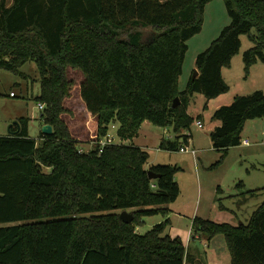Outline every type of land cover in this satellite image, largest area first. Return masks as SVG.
I'll use <instances>...</instances> for the list:
<instances>
[{
    "label": "trees",
    "instance_id": "16d2710c",
    "mask_svg": "<svg viewBox=\"0 0 264 264\" xmlns=\"http://www.w3.org/2000/svg\"><path fill=\"white\" fill-rule=\"evenodd\" d=\"M210 1L0 0V69L22 73L23 65L36 62L41 119L53 127L41 129L38 140L30 118L21 116L18 133L0 135V264H185L184 240L164 234L172 222L168 204L180 194V167L147 166L150 153L124 141L150 121L177 133L161 148L189 143L191 135L182 132L201 119L188 112L191 98L229 90L223 68L240 52L242 35L253 42L243 53L246 72L264 63V0H224L231 21L197 55L199 74L180 89L188 40L201 31ZM143 29L155 32L153 39ZM69 67L83 73L81 97L97 117L98 142L88 151L63 117L71 111L65 104L73 84ZM213 117L220 123L210 132L219 163L241 144L246 121L264 117V90L237 95ZM112 124L122 141L102 146ZM149 170L158 177L150 178ZM129 208H137L132 222L111 212ZM154 214L165 219L139 233L144 217ZM192 228L223 234L231 264H264V200L247 223L195 216Z\"/></svg>",
    "mask_w": 264,
    "mask_h": 264
},
{
    "label": "rangeland",
    "instance_id": "374dc122",
    "mask_svg": "<svg viewBox=\"0 0 264 264\" xmlns=\"http://www.w3.org/2000/svg\"><path fill=\"white\" fill-rule=\"evenodd\" d=\"M230 21L231 17L224 0H211L207 3L201 31L188 40L189 49L179 82L181 90L195 74L197 55L210 46ZM143 31L144 38L151 39L153 31L151 29H143ZM241 39L240 52L233 57L229 67L223 68V76L229 85V90L211 99L203 93H195L189 103L188 112L195 118L200 115L205 125L200 128L195 120L191 129L186 130V133L191 135V145L197 149L196 157L190 152H182L179 149L161 148L163 139H168V135L174 131L171 127L158 126L150 121L145 123L140 137L136 140L150 153L148 162L180 167L175 174V179L180 185V194L176 201L168 204L173 209L168 215L172 222L164 234L183 237L188 251L185 264H215L216 260L210 256V251L217 249L216 247H222L225 257L229 256V259L231 257L223 234L214 237L204 234L205 238L201 240L194 238L195 231L192 226L195 216L215 220L218 219L217 211L227 206L233 210L227 215L228 219L232 218L233 223L234 221L247 223L251 214L264 200V117L246 121L242 140L247 138L249 144H244L241 140L240 145L229 148L224 159L219 163L217 161L221 153L214 148L210 136L211 127L217 121L213 114L219 103L229 104L237 95L249 94L257 89L264 90V63L259 61L251 67L249 73L246 72L243 53L253 45V42L247 35H242ZM20 70L22 73L0 69V135L10 134L9 126L16 120L12 117L16 113H21L19 115L30 118L32 137L39 139L43 110L37 100L41 92L38 66L35 61H29ZM68 75L73 84L71 95L66 99L65 104L70 109L78 110V114L75 116L71 109L63 116L75 132L74 136L79 141L78 146L82 147L80 149L87 151L96 146L97 136L88 139V145L79 139H85L82 136L84 127L88 128L89 138V133L92 131L97 133V125L91 123L83 125V117L79 114L82 107L80 105L83 73L79 69L69 67ZM11 91H14L16 96H12ZM109 135L113 137L114 142L120 141L114 124L110 125ZM131 142L129 140L124 143ZM250 190H256V193H249ZM135 209L137 208H129L127 212ZM122 211L115 209L111 212ZM98 213H108V211ZM164 219L165 216L162 214L145 216L144 223L137 226L138 232L145 233ZM206 241L210 243L209 246H203ZM194 246L201 250L199 254L194 252Z\"/></svg>",
    "mask_w": 264,
    "mask_h": 264
},
{
    "label": "crops",
    "instance_id": "0c3cea01",
    "mask_svg": "<svg viewBox=\"0 0 264 264\" xmlns=\"http://www.w3.org/2000/svg\"><path fill=\"white\" fill-rule=\"evenodd\" d=\"M11 94V93H10ZM16 96V95H15ZM222 103H219L217 106H220ZM80 106H82V107H80V115L83 117V120H82V123H83V125H90V123L92 124V125H97V117L95 116V115H93L92 114V112H90L88 109H87V107H86V105H85V102H84V100L82 99V97H81V105ZM72 110H73V112H74V115L76 116L77 114H78V110L76 111L74 108H71ZM19 114H21V113H16L12 118H16V120L19 118V117H21V116H24V115H19ZM64 115V114H63ZM64 117V116H63ZM201 119H202V117H201ZM146 122H148V121H145V122H143V124H142V126H141V129H140V131H139V134L136 136V137H134L132 140H130V141H132L131 143H133V144H135V145H137V146H140V147H142V148H145L144 147V145H141V144H139V143H137L136 142V140L140 137V135H141V132H142V129H143V126L145 125V123ZM43 123H42V127H43ZM70 125V124H69ZM217 125H220V123H219V121H216L213 125H212V129L215 127V126H217ZM116 126V128H118V124H115L114 125V127ZM71 127V126H70ZM172 128V127H171ZM87 129L88 128H85L84 127V129H83V131H84V135H82L83 137H85V139H79L80 141H85L86 143H87V145L89 144V142L87 141L88 139H92L93 137L92 136H94V135H96L97 136V133H92V132H94V131H92L91 133H89V138H88V132L89 131H87ZM89 129H91V128H89ZM173 129V128H172ZM72 130V129H71ZM29 131H30V125H29ZM174 131V130H173ZM72 133H73V135H75V132L72 130ZM182 133H184V134H187L186 133V131H183ZM30 134H31V132H30ZM32 136V135H31ZM177 136V133L176 132H173L172 134H169L168 135V137H169V139H171V140H173V139H175V137ZM87 137V138H86ZM244 139H247V138H244ZM243 139V140H244ZM38 140H40V137H39V139ZM164 140V139H163ZM243 140H242V142H243ZM120 141H122V140H120ZM120 141H118V142H120ZM129 141V140H128ZM128 141H124V142H128ZM249 141V140H248ZM191 143H192V139H191V137H190V141H189V144L191 145ZM249 144V143H248ZM94 147V146H93ZM80 148H82V147H80ZM91 149H92V147H91ZM88 151V150H87ZM152 164H154V163H152V162H148L147 163V166L148 165H152ZM169 207V209H170V213L169 214H171V212H172V208L170 207V206H168ZM215 209H218V208H215ZM230 211V212H229ZM233 212V210L232 209H230L229 207H227V206H225V208H220L218 211H217V218L218 219H215L216 221H225V222H230V223H233V219L232 218H230V219H228L229 217H227V215H230L231 213ZM209 219V218H208ZM211 220H213V219H211ZM233 224H237V223H235V221H234V223ZM137 231H138V228H137ZM179 236V235H178ZM181 237V236H180ZM182 239H183V237H181ZM194 238L195 239H203V238H205L204 237V235L202 234V233H200V232H195L194 233ZM184 240V239H183ZM209 246L210 245V243H208L207 241L206 242H204L203 243V246ZM217 249H212L211 251H210V256L212 257V258H214L215 260H216V262H215V264H229V262L231 263V257H230V259H229V256H227V257H225V253H223V251H224V249H222V247H216ZM194 252L196 253V254H199L200 253V249H199V247H197V246H194ZM205 253H207V251L205 250Z\"/></svg>",
    "mask_w": 264,
    "mask_h": 264
},
{
    "label": "water",
    "instance_id": "95a60500",
    "mask_svg": "<svg viewBox=\"0 0 264 264\" xmlns=\"http://www.w3.org/2000/svg\"><path fill=\"white\" fill-rule=\"evenodd\" d=\"M154 35H155V32H153V35H152L151 39H153V36H154ZM198 74H199V71H198V69L196 68V69H195V74H194L193 77H196ZM179 103H180V100H179V98L177 97V98L174 100V102H173V106H177ZM12 125L17 126V128H16V129H12V128H11ZM20 128H21V125H20L19 120H14V121L10 124V126H9L10 134L15 135L16 133L19 132ZM42 130H43L44 133H51V132L53 131V127H52L51 124L46 123V124L43 125ZM149 176H150V178H157V177H158V175H157L156 173H153L151 170H149ZM120 217H121V219L124 220L125 222H132V220H133V214L130 213V212H127V210H123V211L120 213ZM240 223H242V222H240Z\"/></svg>",
    "mask_w": 264,
    "mask_h": 264
},
{
    "label": "built area",
    "instance_id": "2783aa9c",
    "mask_svg": "<svg viewBox=\"0 0 264 264\" xmlns=\"http://www.w3.org/2000/svg\"><path fill=\"white\" fill-rule=\"evenodd\" d=\"M11 95H12V96H15L16 93H15L14 91H11ZM39 107H40L42 110H44V109H45V104L42 103V102H39ZM196 125H197L198 127H200V128H203V127L205 126V125H204V122H203L202 119H196ZM112 139H113V137L110 136L109 133H108V135H107L104 139H102V140L100 141V143H101V145L103 146V145L106 144L107 142L113 141ZM189 141H190V139H189ZM243 143H244V144H248V143H249L248 139H244V140H243ZM179 150L182 151V152H190V153H192V154L194 155V157L197 156V149H196L195 147H193V145H190L189 143H187L186 145L183 144V145L180 147Z\"/></svg>",
    "mask_w": 264,
    "mask_h": 264
}]
</instances>
